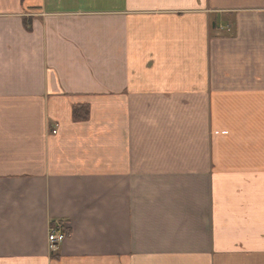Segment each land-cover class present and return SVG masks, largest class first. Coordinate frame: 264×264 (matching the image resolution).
<instances>
[{
	"label": "crops",
	"instance_id": "1",
	"mask_svg": "<svg viewBox=\"0 0 264 264\" xmlns=\"http://www.w3.org/2000/svg\"><path fill=\"white\" fill-rule=\"evenodd\" d=\"M0 264H264V0H0Z\"/></svg>",
	"mask_w": 264,
	"mask_h": 264
},
{
	"label": "built area",
	"instance_id": "2",
	"mask_svg": "<svg viewBox=\"0 0 264 264\" xmlns=\"http://www.w3.org/2000/svg\"><path fill=\"white\" fill-rule=\"evenodd\" d=\"M66 238L65 231L62 230V224H56L50 229L49 241L52 244V249L57 248V244Z\"/></svg>",
	"mask_w": 264,
	"mask_h": 264
},
{
	"label": "trees",
	"instance_id": "3",
	"mask_svg": "<svg viewBox=\"0 0 264 264\" xmlns=\"http://www.w3.org/2000/svg\"><path fill=\"white\" fill-rule=\"evenodd\" d=\"M24 22L25 25L28 26V20L25 19ZM27 28L30 29L29 26ZM73 118L75 121L87 120L89 118V107L85 105L75 107L73 110Z\"/></svg>",
	"mask_w": 264,
	"mask_h": 264
}]
</instances>
